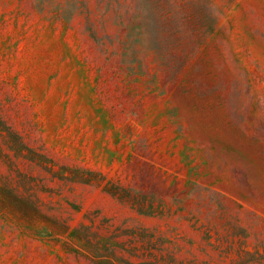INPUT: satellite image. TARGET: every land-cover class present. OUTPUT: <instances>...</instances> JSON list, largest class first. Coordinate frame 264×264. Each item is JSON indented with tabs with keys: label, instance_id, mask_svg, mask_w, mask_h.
I'll return each instance as SVG.
<instances>
[{
	"label": "rangeland",
	"instance_id": "374dc122",
	"mask_svg": "<svg viewBox=\"0 0 264 264\" xmlns=\"http://www.w3.org/2000/svg\"><path fill=\"white\" fill-rule=\"evenodd\" d=\"M0 264H264V0H0Z\"/></svg>",
	"mask_w": 264,
	"mask_h": 264
}]
</instances>
